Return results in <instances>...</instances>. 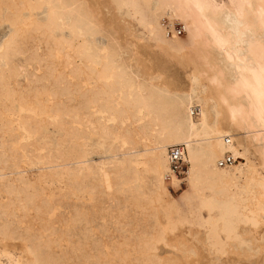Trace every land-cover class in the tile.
Wrapping results in <instances>:
<instances>
[{
	"label": "bare ground",
	"instance_id": "bare-ground-1",
	"mask_svg": "<svg viewBox=\"0 0 264 264\" xmlns=\"http://www.w3.org/2000/svg\"><path fill=\"white\" fill-rule=\"evenodd\" d=\"M1 23L0 132L20 144L0 140V189L22 214L0 204V264H264V0H0ZM114 185L141 232L109 230ZM56 233L76 239L53 253Z\"/></svg>",
	"mask_w": 264,
	"mask_h": 264
},
{
	"label": "rangeland",
	"instance_id": "rangeland-1",
	"mask_svg": "<svg viewBox=\"0 0 264 264\" xmlns=\"http://www.w3.org/2000/svg\"><path fill=\"white\" fill-rule=\"evenodd\" d=\"M5 30H6V25L5 24H3V23H1L0 24V34H2L3 32H5ZM183 35V34H182ZM25 55L24 54H21V53H18L17 55H16V57L14 58V60L17 62V63H19V64H24L25 63V57H24ZM25 76H24V74L22 73V72H20L19 74H18V77H17V79L18 80H20V82L22 83V84H25L24 82H25V78H24ZM11 83H12V81H11ZM18 88V87H17ZM19 89V88H18ZM17 92H19V91H17ZM17 94L18 93H16V95H14V96H17ZM0 99H2V100H6V98L3 96V95H0ZM7 101V100H6ZM15 105L16 106H19V104L16 102L15 103ZM199 112H198V110L197 109H194L193 110V119L194 120H197L198 119V117H199V114H198ZM9 117V113L8 112H3L2 113V118H0V123L1 122H4V123H6V121H7V118ZM11 125H14V123L13 122H11L10 123ZM9 124V125H10ZM12 129H13V127H16L17 129H16V131H17V133L18 134H20L21 133V135H22V137H23V141H21V144H27V151H31V146H33L34 144H33V140H34V135L33 134H27V133H25V132H22V127H19V126H17V125H15V126H10ZM0 136H2V137H0V140H7V144L9 143V144H11V145H13V146H17V145H19L20 143H18L17 142V140L16 141H11L10 139H12V136H11V133L10 132H8V131H6L5 133H3L2 135H1V132H0ZM10 140V141H9ZM115 143H117V141H115ZM29 144V145H28ZM113 146H118V145H113ZM16 154L18 155L19 154V151H16ZM98 155H96V154H94L93 155V158L94 159H98ZM182 159H183V157H182ZM183 162H184V164H185V175H183V178H177L176 176H175V179L174 180H171L170 178L169 179H167L166 178V187H167V191H168V193H169V196H170V198L173 200V201H176V202H178V203H182V201H183V199L184 198H186L187 197V194H188V192H189V188H188V185H187V172H186V170H187V164H186V162L184 161V159H183ZM29 163L30 162H28V167H27V165L26 166H24V167H27L28 168V172H27V175H29V176H33L35 173H36V165H29ZM32 168V169H31ZM144 181H146V180H144ZM115 186V187H114ZM113 187H111V191L106 195V196H103V195H101V197H100V199L102 200V202L101 203H103V206H104V208L106 207V209H104L103 211H102V213L104 214V216H105V218L107 219V221L109 222V226L111 225V224H114V225H117V227H118V225H119V227L118 228H120L121 229V231H122V233H121V235L123 234V235H129L130 234V231H132V232H134L135 231V229H136V231L135 232H141V230L142 229H145L146 227H148L149 226V224L148 223H150V219H149V216H147V213H142L141 212V210L139 209V208H136V207H134V206H132L133 204V201H129V199H128V201H125V195H126V192L125 191H122V190H117V188L116 187H118L117 185H114ZM122 186L123 187H126V185H124V184H122ZM114 190V191H113ZM112 192V193H111ZM116 192V194L118 195V197H116L117 195L116 194H114ZM125 194V195H124ZM110 196V197H109ZM105 197V198H104ZM122 197V198H121ZM124 197V198H123ZM12 198V202H14L11 206L9 205V206H7V211L9 212V213H13L14 214V216L15 217H17V216H19V215H21L22 214V212H21V210H20V205L18 204V199L16 198V197H13L12 195H8L5 191H3L2 189H0V204H8L9 203V200ZM97 198V197H96ZM116 198H118V199H116ZM119 198H120V200L121 201H123V204H120L121 202H120V200H119ZM52 203L56 206V208H60V210L62 211L63 209L61 208V205L59 204V200H60V198L58 197V196H54V197H52ZM98 199V198H97ZM96 199V200H97ZM100 199H99V201H100ZM106 201H105V200ZM98 201V200H97ZM104 201V202H103ZM12 202H10V203H12ZM118 204H117V203ZM129 203L128 205H125V204H127V203ZM9 203V204H10ZM116 203V204H115ZM114 206H115V208H114ZM124 207V206H128V208L126 207H124V208H120L119 209V207ZM130 206H132V208L130 207ZM137 210H136V209ZM123 209V210H122ZM124 209H125V211H124ZM122 210V211H121ZM132 210V211H131ZM140 210V211H139ZM115 211V212H114ZM127 211H129L130 213L128 214V215H130V216H128L130 219H131V222H132V220L134 221L136 218H137V216H138V218H137V220L139 221L140 219L144 222V226L142 225L143 224V222L140 220V222L138 223V221L136 222V221H134L135 223L133 224L132 223V227H131V222H130V219H128V222L126 223V219L124 218V217H127L126 215H127ZM121 212V213H120ZM125 212H127L126 214H124ZM28 213H29V215H33V210H32V207H30L29 209H28ZM111 213H112V215L115 213H117L116 215H122L121 217H123L122 219L120 218V216H116L117 217V219H116V217L114 218L112 215H111ZM141 214H144V215H141ZM53 217H54V215H53V213L51 214ZM132 215H134V216H132ZM139 215H141V216H139ZM144 216V217H143ZM146 216H147V218H146ZM112 217V218H111ZM131 217H133V219L131 218ZM135 217V218H134ZM119 218H120V220H119ZM117 220L118 222H116V221H114V220ZM125 219V220H124ZM149 220V221H148ZM125 221V222H124ZM120 222V223H119ZM146 222V223H145ZM138 225H137V224ZM129 224V225H128ZM114 225H111V227H109V230L111 231H113L114 232V229L112 228ZM121 225V226H120ZM124 225V226H123ZM133 225H134V228H133ZM68 226H69V224H68ZM137 226V227H136ZM141 226V227H140ZM124 227V228H123ZM127 227V228H126ZM136 227V228H135ZM140 227V228H139ZM143 227V228H142ZM130 228L132 229V230H130ZM139 228V229H138ZM142 228V229H141ZM130 230V231H129ZM117 232H114V234H116ZM51 238L53 239V240H57L58 241V243H52V245H51V251L53 252V253H59L60 251H59V248H58V246H60L61 248H67V247H69L70 246V242H69V240L72 238V239H76L75 238V236L74 237H71L70 239H69V237L68 236H66V235H60L59 233H56V234H53V235H51ZM71 239V240H72ZM8 246L10 247V248H12L13 250H15V251H20V248H21V246H20V244H19V242L18 241H10L9 242V244H8ZM125 248H127V252H129V254H134V251H133V247H132V245L131 244H128V245H126V246H124ZM120 255H123V251H121L120 252ZM206 257V258H205ZM128 258V259H127ZM125 257V261H126V263L127 264H129L131 261H130V258L129 257ZM203 258V259H202ZM207 258H208V256H206V252L205 251H203L202 252V257H201V259H200V264H204V263H206V261H208L207 260ZM206 259V260H205ZM208 263V262H207ZM88 264V263H87ZM225 264V263H224ZM235 264V263H234ZM237 264V263H236ZM239 264H242V262L240 263L239 262ZM244 264V263H243Z\"/></svg>",
	"mask_w": 264,
	"mask_h": 264
},
{
	"label": "built area",
	"instance_id": "built-area-1",
	"mask_svg": "<svg viewBox=\"0 0 264 264\" xmlns=\"http://www.w3.org/2000/svg\"><path fill=\"white\" fill-rule=\"evenodd\" d=\"M175 31L177 34H182L183 29L180 25L175 26ZM170 31L168 30V33ZM183 149L181 146H173L169 148L168 155L170 158V172L166 176L167 179L170 178V175L178 176L179 178H183L185 165L182 160ZM232 159L230 156H226L224 160L220 161L219 165L231 163Z\"/></svg>",
	"mask_w": 264,
	"mask_h": 264
}]
</instances>
